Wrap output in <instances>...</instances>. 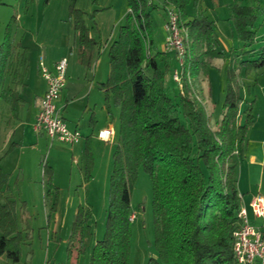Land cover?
<instances>
[{
  "label": "trees",
  "instance_id": "obj_1",
  "mask_svg": "<svg viewBox=\"0 0 264 264\" xmlns=\"http://www.w3.org/2000/svg\"><path fill=\"white\" fill-rule=\"evenodd\" d=\"M76 1L71 0L69 11L73 49L76 61L90 69L101 42L91 34L86 12ZM3 4L5 1L0 0V6ZM190 4L192 15L188 11ZM167 5L179 13L180 25L188 33L178 93L172 95L167 90L171 67L164 55L150 51L151 9L159 7L152 1L129 0L125 23L109 48L110 71L100 88L108 114L112 115V104L120 108L119 134L113 152L106 229L93 244L91 264H129L134 220L132 192L141 168L153 184L156 253L146 264H236L234 230L242 202L238 164L245 156L247 131L254 115L252 103L245 110V120H238L243 97L235 86L238 68L234 64L238 59L237 66L245 67L246 73L264 65V43L254 47L258 14L254 6L239 0L227 5L228 19L246 49L231 53L222 118L213 128L194 84L201 75L208 76L211 58L225 55L216 47L215 21L206 14L203 0H164V7ZM16 22L12 16L0 39V109L6 105L12 119L18 117L23 101L18 85L23 84L27 65V47L13 34ZM245 54L249 58H241ZM84 158L85 181H89L95 167L92 135L85 137ZM45 172L53 185L52 166L46 163ZM9 178L10 173L0 166V256L19 264L21 247L29 234L19 227L17 201L8 192ZM92 216L89 204L78 206L68 239L69 260L75 256L79 262L86 253L93 237Z\"/></svg>",
  "mask_w": 264,
  "mask_h": 264
},
{
  "label": "rangeland",
  "instance_id": "obj_2",
  "mask_svg": "<svg viewBox=\"0 0 264 264\" xmlns=\"http://www.w3.org/2000/svg\"><path fill=\"white\" fill-rule=\"evenodd\" d=\"M4 1L5 4L0 6V39L4 36L9 20L15 16L17 24H14L13 33L27 47L26 55L29 60L57 55L61 49L60 44L69 37L72 38L73 29L69 22L71 0H49L47 4L45 0H31L29 3L27 0ZM230 1L203 0L205 6L214 7L216 10L212 17L215 18V23L219 21L221 25L220 28L216 25V32L221 30L222 35L227 37L235 33L237 46L240 44L236 51L228 52L227 56L211 58L208 76L202 78L201 75L195 79L196 96L205 106L213 128H217L222 118L227 68L230 59H233L231 53H241L244 45L236 35L232 20L225 18L227 14L229 17L227 5ZM239 1L243 4L250 2ZM152 2L159 7L151 9L150 51L176 56L175 51L167 49L165 45L170 34L166 27L167 8L163 7L160 0ZM76 5L85 10L84 17L90 32L101 42L100 49L99 46L96 48L100 52L87 80L92 82V88L83 90L77 97H73L75 99L69 97L70 107L62 110L70 128H76L75 124L78 123L77 129L83 134L81 140L74 144L67 143L38 133L34 124L14 127L13 118L8 121L11 125L5 123L4 126L0 120V166L10 173L9 195L17 201L18 224L20 229L29 234L22 244V259L19 264H91L93 244L103 237L106 229L110 176L116 143L113 139L97 144L95 167L89 181H85L83 147L85 137L91 132V113L94 112L96 117L100 114L105 117L107 114L106 109L101 111L105 98L104 92L100 90V83L107 79L110 71L109 48L118 38L120 26L125 23L130 7L129 0H77ZM260 5V8H255L258 19L254 26L257 30L254 47L264 43V0H260ZM169 6L172 5H167ZM67 54L70 55L69 51ZM176 58L172 59L170 67L173 68L171 67L167 78L171 86L174 70L180 69ZM241 58L247 59L249 56L245 54ZM159 60L161 62L160 57ZM237 61L238 59L234 64L238 68L235 86L243 97L238 120H245V110L252 103L254 115L247 131L245 156L240 158L238 164V180L242 191L264 195V65L246 73L245 67L237 66ZM173 87L178 93L177 81ZM176 100L179 98L176 97ZM60 102L65 104L66 100H59V105ZM87 103H90V108H85ZM111 109L120 112V108L114 104ZM114 122L117 127L118 120ZM46 163L53 168V185L49 183V173L45 172ZM152 195V180L141 168L132 192L134 220L129 264H146L148 258L156 253ZM80 204H89L92 207L90 224L93 237L86 253L77 262L75 256L69 260L67 246ZM11 263L5 255L0 256V264Z\"/></svg>",
  "mask_w": 264,
  "mask_h": 264
},
{
  "label": "built area",
  "instance_id": "obj_3",
  "mask_svg": "<svg viewBox=\"0 0 264 264\" xmlns=\"http://www.w3.org/2000/svg\"><path fill=\"white\" fill-rule=\"evenodd\" d=\"M152 1V0H149ZM168 19L166 27L170 34L166 39L167 49L176 53L180 69H175L173 79L181 87L182 69L186 61L188 33L179 22V13L173 6L167 7ZM39 68L46 80V90L41 99L39 113L34 122V129L44 133L51 139H58L67 143H77L82 138V133L77 128L69 127L62 114L64 109L58 104L67 82L68 59L62 57L55 62L54 68L47 67L44 60L39 61ZM112 128L99 130L98 136L103 140H110ZM243 197V196H242ZM250 210L253 215L260 218V224H254L250 219ZM238 225L234 230V256L236 264H264V196L254 195L249 205L241 202L238 210ZM134 219V215H132Z\"/></svg>",
  "mask_w": 264,
  "mask_h": 264
},
{
  "label": "crops",
  "instance_id": "obj_4",
  "mask_svg": "<svg viewBox=\"0 0 264 264\" xmlns=\"http://www.w3.org/2000/svg\"><path fill=\"white\" fill-rule=\"evenodd\" d=\"M160 1H162L163 7H164V0H160ZM246 5H252L255 8L261 7L260 0H255V1L250 0V2ZM203 6L206 9V14L208 15V17L210 19L214 20L215 18L213 19V17H212L213 12L216 11L215 9H213L214 7L210 8L208 5L205 6L204 4H203ZM263 10H264V8H263ZM188 11L191 15L194 13V9H193L191 4L188 6ZM226 16L227 17H225V18L228 19V14ZM229 23H231V21H229ZM16 24H17V22H16ZM217 24L219 25V28H220L221 25H220L219 21H218V23H215V25H217ZM219 31H221V30H219ZM219 31L216 32V29H215L214 38H215L216 47L218 49L222 50L224 52V54L227 56L228 52L230 53L232 51H236L239 48L240 44L237 46L236 38L234 35L235 33H232L233 35L227 37V36L222 35V31H221V33H219ZM14 37L17 40L15 35H14ZM73 42H74V32H73L72 38L69 37L68 39H66L64 42H62L60 44L61 49L57 55L46 56V57L41 56L40 57V59L42 58L44 60L45 65L51 69L54 68L55 62L58 61L60 58L67 57V59H68L67 82H66V86L62 92V96H61L62 99H60L61 101H63L64 99L66 100L65 104H62L60 102L61 103L60 105H62L63 108H65V109H68L70 107L69 106L70 102L68 100L69 97L70 98L77 97V95L81 94V92L83 90L87 91L88 88L89 89L92 88V82H88L87 80L89 78V73L92 72L91 70L93 69L94 64H93L92 68L88 69L76 61V53L73 49ZM243 44H244V42H243ZM245 49H243V47H242V51H245ZM68 51L70 54L69 56L67 54ZM164 58L171 65L172 59L174 60L176 58V56L172 55L170 53H168V54L166 53L164 55ZM40 59L39 60L36 59L34 61H31L27 57V65L24 69L25 76H24L23 84L18 85V88L21 89L23 101L21 102V105H20L18 117L13 120L14 127L20 126V125L22 126V125L27 124V123L32 126L35 122V119H36L38 113H39L40 106H41V99H42V96L46 90V80L43 77V75L40 71V68H39ZM12 81L13 80H11V83L13 85H15V83ZM174 82L176 83V81L173 80V84H175ZM166 84H167L166 85L167 90L169 91L170 94L173 95V94L177 93L173 87V84L171 86V84H169L168 81ZM100 90L103 91L101 88H100ZM104 98H105V95H104ZM73 99H75V98H73ZM89 104L90 103L85 104L84 105L85 108H90ZM95 107L96 106H94V108ZM94 108H93V110H94ZM101 108H102L101 109L102 112H103V109L107 110L105 100H104V105H102ZM115 108H117V107H115ZM10 115L11 114H10L8 107L6 105H3V108L0 109V120L4 126H5V123L8 124V121H10V119H12L10 117ZM115 120H118V126L117 127L115 126V122H114ZM8 125H11V124H8ZM77 126H78V123L76 122L75 127L77 128ZM89 126L91 128V132L89 134H87V136L92 135V148H93L94 156H97V154H96L97 144H99V142H106V140H103L98 136L99 130H101L103 128H109V127L112 128L114 132H113L110 140L114 139L115 143H117L116 141L118 139V134H119L118 133L119 132V112L116 110H112V115H109L108 110H107V114L105 115V117L102 114H100L98 117H96L94 115V112H92L91 118L89 121ZM76 128H74V129H76ZM14 133H15V131H14ZM110 140H108V141H110ZM83 152H84V147H83ZM238 188H239L240 194H242V196H243L242 201L245 202L246 205H249L251 198L256 194H250V193H246L245 191H242L240 188L239 180H238ZM8 192L10 193V190ZM261 195H263V194H261ZM250 219L254 224H260L262 222V220L260 218H257L253 215L251 210H250Z\"/></svg>",
  "mask_w": 264,
  "mask_h": 264
}]
</instances>
